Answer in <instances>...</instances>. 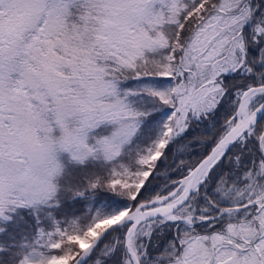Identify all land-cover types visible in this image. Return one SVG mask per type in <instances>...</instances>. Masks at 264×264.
<instances>
[{
	"label": "snow or ice",
	"instance_id": "6c2138e0",
	"mask_svg": "<svg viewBox=\"0 0 264 264\" xmlns=\"http://www.w3.org/2000/svg\"><path fill=\"white\" fill-rule=\"evenodd\" d=\"M0 264H264V0H0Z\"/></svg>",
	"mask_w": 264,
	"mask_h": 264
}]
</instances>
